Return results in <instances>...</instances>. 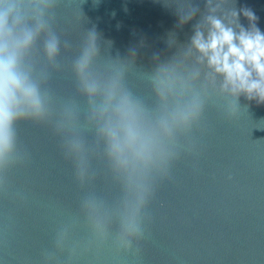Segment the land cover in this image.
Listing matches in <instances>:
<instances>
[{
  "label": "water",
  "instance_id": "obj_1",
  "mask_svg": "<svg viewBox=\"0 0 264 264\" xmlns=\"http://www.w3.org/2000/svg\"><path fill=\"white\" fill-rule=\"evenodd\" d=\"M206 3L51 0L41 9L45 28L23 67L45 113L15 124L14 155L0 169V264H264V104L243 95L235 101L221 91L223 77L194 49L189 54L197 26L207 29ZM243 6L264 33V0H226L215 15ZM190 12L194 18L181 26ZM239 23L249 27L243 15ZM93 29L90 79L104 85L119 72L121 86L153 117L176 102L154 91L163 65L187 81L182 102L199 96V118L175 133L172 154L146 172L115 166L103 122L92 117L76 63ZM50 37L58 41L52 59L45 52ZM194 72L199 77L191 79ZM138 204L140 235L120 246Z\"/></svg>",
  "mask_w": 264,
  "mask_h": 264
},
{
  "label": "clouds",
  "instance_id": "obj_2",
  "mask_svg": "<svg viewBox=\"0 0 264 264\" xmlns=\"http://www.w3.org/2000/svg\"><path fill=\"white\" fill-rule=\"evenodd\" d=\"M226 0H207L209 15L204 18L206 32L197 26L191 38V48L198 54V61H207V67L215 75L222 76L221 91L230 94L235 101L243 95L247 100L264 104V33L257 27L258 17L248 7L233 8L222 18L215 13ZM51 6V0H0V169L11 162L15 149V124L26 118H42L44 103L38 86L23 67V57L31 49L36 37L45 28L41 9ZM243 15L249 21L246 29L239 23ZM190 12L179 20L183 26L193 19ZM34 26H29V21ZM97 34H88L87 45L76 63L77 74L89 97L92 117L102 121L99 129L105 138L107 154L118 169L143 171L168 159L175 133L186 130L199 118V96L182 102L188 87L187 81L177 74L174 65H163L153 77L154 91L166 102L169 95L176 97L173 107H165L154 117L149 115L141 102L121 86L117 72L104 85L88 77L89 65L97 53ZM45 52L52 59L58 52V41L50 37ZM199 72L191 74V79ZM100 100L97 103L96 97ZM236 103H230L228 111L234 114ZM79 147L78 145L76 146ZM139 203H143V198ZM89 207L95 209V202ZM139 204L132 216L123 224V234L118 244L130 247L128 236L140 235L136 220ZM102 230V225L97 224Z\"/></svg>",
  "mask_w": 264,
  "mask_h": 264
}]
</instances>
